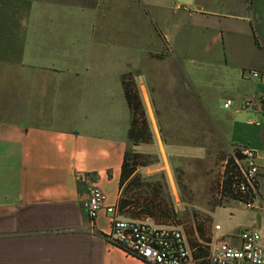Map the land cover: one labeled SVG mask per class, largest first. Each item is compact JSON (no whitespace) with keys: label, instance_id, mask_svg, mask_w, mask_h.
<instances>
[{"label":"crops","instance_id":"0c3cea01","mask_svg":"<svg viewBox=\"0 0 264 264\" xmlns=\"http://www.w3.org/2000/svg\"><path fill=\"white\" fill-rule=\"evenodd\" d=\"M89 1L0 0V264H146L106 240L104 209L91 220L83 206L89 181L116 206L128 145L122 74L109 88V56L98 49L107 39L129 50L143 45L140 57L205 63L212 72L194 83L203 101L212 89L221 105L232 100L221 107L228 135L238 119L262 117L240 103L263 88L248 71L264 73V0H92L93 9ZM255 128L246 141L260 156L264 193V124ZM231 141L230 151L242 146ZM253 210L260 229L264 218Z\"/></svg>","mask_w":264,"mask_h":264},{"label":"rangeland","instance_id":"374dc122","mask_svg":"<svg viewBox=\"0 0 264 264\" xmlns=\"http://www.w3.org/2000/svg\"><path fill=\"white\" fill-rule=\"evenodd\" d=\"M89 3L92 7V0ZM125 10L131 9L126 7ZM152 28L146 32L155 42L158 35ZM142 47L129 50L117 47L109 39L98 46L109 56L104 57L102 63L103 69L108 71L109 88L117 85L121 74L122 78L131 76L144 108L138 88V80L141 81L148 100L147 111L154 118L153 128L158 135L157 142L152 138L127 146L129 158L133 156L129 163L135 170L119 190V196L129 205L118 213L124 219L180 229L193 254L220 240L238 244L240 229L254 226L256 210L247 209L222 193L225 162L231 155L228 144L233 137L238 138V144L248 147L246 138L254 134L258 126H249L245 119H238L239 126L228 135L223 124L229 115L216 99L218 92L212 89L216 93L211 101H203L207 95L199 93L202 87L194 83V79L196 83L204 80L211 69L205 63L177 62L172 57H140ZM138 74L142 79L136 78ZM142 163L146 165L141 166ZM147 209L152 210V216L144 214ZM165 209L168 212L163 213ZM215 224L221 229L214 230ZM260 233L264 236L263 226ZM201 261L198 260L200 264Z\"/></svg>","mask_w":264,"mask_h":264},{"label":"built area","instance_id":"2783aa9c","mask_svg":"<svg viewBox=\"0 0 264 264\" xmlns=\"http://www.w3.org/2000/svg\"><path fill=\"white\" fill-rule=\"evenodd\" d=\"M248 75L263 84V88L244 97L240 108L260 112L262 114L260 120L248 118L246 123L262 126L264 124V73L251 69ZM222 105L224 108H229L232 100L226 99ZM236 153L241 156L237 157ZM230 154L232 164L237 171L232 184V188L239 195L235 201L247 209L260 210L264 218V193H260L258 189L259 154L246 146H235ZM84 176L86 175H81L83 178ZM83 206L91 220H94L104 209L110 215V232L105 235L106 240L146 264H199V259L194 257L180 229L122 218L117 211V206L106 204L105 194L94 181L88 182ZM213 228L217 231L221 229V226L215 224ZM237 239L238 244L222 240L210 244L205 257L206 264H264V243L260 229L242 228Z\"/></svg>","mask_w":264,"mask_h":264},{"label":"trees","instance_id":"16d2710c","mask_svg":"<svg viewBox=\"0 0 264 264\" xmlns=\"http://www.w3.org/2000/svg\"><path fill=\"white\" fill-rule=\"evenodd\" d=\"M127 76V75H126ZM122 78V86H123V92L124 97L126 100V103L129 108L130 112V125L127 131V140L128 145H136L140 142H148L152 139V132L150 129V125L148 123V119L146 117L145 109L143 108V105L139 99L138 94L135 92V86L133 85V79L131 76ZM138 116H141V118H138ZM145 138V139H144ZM148 139V140H146ZM127 145V146H128ZM135 154V153H133ZM129 153L127 151V147L124 153V158L121 166V174L119 179V190L121 189V186L123 182L130 177L132 172L135 170V167L130 165L129 163ZM237 157H240L241 155L239 153H236ZM129 164V165H128ZM141 166H145L146 163L140 164ZM237 175V171L234 168V165L232 164V157L229 156L227 158V163L225 165V179L223 181L222 185V193L223 195H230L234 199H238L239 195L235 192V190L232 188L234 176ZM238 180H240V177H238ZM129 205V202L124 199L123 197L119 196L116 206L117 211L121 213L123 210H125ZM152 210L147 209L144 211V214L146 216H152ZM168 212L167 209L163 211V213ZM205 248V249H204ZM200 248L197 253L193 254L196 259L202 260L201 264H206L205 257L208 253V247ZM200 264V263H199Z\"/></svg>","mask_w":264,"mask_h":264},{"label":"water","instance_id":"95a60500","mask_svg":"<svg viewBox=\"0 0 264 264\" xmlns=\"http://www.w3.org/2000/svg\"><path fill=\"white\" fill-rule=\"evenodd\" d=\"M256 221H257V227L259 228L260 227V215L259 214L256 216Z\"/></svg>","mask_w":264,"mask_h":264}]
</instances>
